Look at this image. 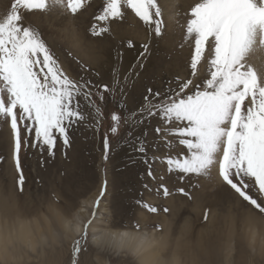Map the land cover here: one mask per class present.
I'll return each mask as SVG.
<instances>
[{"label":"snow or ice","instance_id":"obj_1","mask_svg":"<svg viewBox=\"0 0 264 264\" xmlns=\"http://www.w3.org/2000/svg\"><path fill=\"white\" fill-rule=\"evenodd\" d=\"M93 2L12 0L10 9L0 17V125L6 124L11 131L17 190L23 192L26 183L22 150L33 148L54 157L58 141L64 148L70 147V132L75 127L89 120L99 125L106 99L119 96V107L125 108L124 98L138 76L136 69L144 67L151 53L152 38L165 33L166 16L182 14L186 16L181 25L183 41L190 49L186 78H177L165 92L148 88L140 105L125 116L112 112L110 131L117 134L122 121L135 128L155 120L150 144L146 130L144 138L128 133L129 143L135 141L136 152L148 165L150 179H157L152 167L156 162L162 163L168 174L190 183L194 177L215 179L229 197L264 219V0H192L183 13L174 0H102L88 25L90 36L102 38L110 33L112 23L128 15L142 22L147 33L137 65L123 77L114 72L110 83L96 82L93 76L98 77V72L71 51L61 53L53 48L38 27L25 23L26 14L36 12L76 19ZM125 44L135 46L132 41ZM174 146L181 150L173 155ZM109 152L105 136L104 161ZM144 188L153 191L148 184ZM154 191L165 198L173 195L162 182ZM106 192L107 181L88 216L76 224L67 221L66 230L78 233L68 264H82L89 229ZM175 192L192 199L184 187ZM137 204L152 213L158 211L142 198ZM208 215L206 211L205 220ZM7 249L6 243L5 253Z\"/></svg>","mask_w":264,"mask_h":264},{"label":"rangeland","instance_id":"obj_2","mask_svg":"<svg viewBox=\"0 0 264 264\" xmlns=\"http://www.w3.org/2000/svg\"><path fill=\"white\" fill-rule=\"evenodd\" d=\"M174 2L179 5L177 10L183 13L192 0ZM11 3L12 0H0V17L10 9ZM101 4L102 0H94L92 7L76 19L56 13L36 12L26 14L25 23L38 27L53 48L61 53L65 50L71 51L80 62L98 72V77L93 76L96 82L110 83L114 72L123 77L137 65L139 54L142 52L140 42L142 38H147V33L142 22L134 15H128L125 20L112 23L110 33L102 38L90 36L88 25L93 13L98 11ZM166 21L168 26L163 36L153 37L151 40V54L158 53L162 60L159 59L152 66L136 69L138 76L128 88L124 98L125 108L119 107V96L106 99L103 105L104 118L98 126L92 122V136L88 140L92 139L87 141V146L79 147L66 158L73 165L66 163L60 172L53 173H50L51 170L47 167V186L43 175L47 152L41 155L37 149L26 148L21 152V167L26 183L23 192L17 190L9 146L11 131L6 124L0 125V233L5 245H8L7 253L0 251V264H68L74 239L60 236L54 230L51 226L50 211L61 212L62 217L70 218L71 214L84 205L83 202H90V207L87 208L90 212L91 205L105 181L107 192L101 199L97 218L89 232L100 234L126 231L144 235L154 242L146 251L160 247L159 244L164 240L165 246L154 253L153 264H170L177 254L175 258L178 264H264V219L248 212L238 201L229 197L218 181L194 177L190 183L175 174H168L160 162L152 165L157 179L152 180L147 176L148 165L144 163V157L136 152L135 141L129 143L128 133L144 138L143 133L146 130V141L150 144L155 136V120L135 128L122 121L117 134L110 131L112 112L125 116L142 102L143 95L139 97V104L128 111L130 88L140 82V69L152 72L143 85H154L153 91L165 92L169 84L177 78H186L190 49L184 44V29L181 27L186 23V16H166ZM127 41H132L135 45L128 48L135 58L129 67L123 68L114 52H119L121 44ZM89 54L92 55L91 58ZM61 58L68 62L65 56L62 55ZM104 75L106 80L102 78ZM105 136L110 142L107 161L103 160ZM58 143V146L62 145L59 141ZM68 148L70 150L72 146ZM174 148L173 155L181 150L179 146ZM148 155L151 158V150ZM65 172L74 175L65 179ZM161 176L164 177L163 181L159 179ZM52 181L60 182L52 188ZM63 182H66L68 187H64ZM161 182L173 191V195L165 198L154 191ZM11 183L12 189L8 188ZM145 184L153 191L145 190ZM180 187L191 192L192 199L175 192V189ZM20 197L24 199L21 200ZM141 198L147 204L157 207L158 211L152 213L139 206L137 200ZM69 205H73V208L67 210ZM165 207L169 209L168 212L163 211ZM23 209L29 210L30 214L24 215ZM206 211L209 213L207 220L204 219ZM137 224L139 228L134 226ZM20 226L29 233L28 241L15 239ZM48 226L54 230V236L48 235ZM211 229L220 231L217 250L197 257L193 247L197 245L198 240L208 238ZM89 234L87 251L81 257L82 264H139V255L100 249L99 246L92 248ZM40 235L43 236L42 240ZM179 248L181 251H177Z\"/></svg>","mask_w":264,"mask_h":264},{"label":"bare ground","instance_id":"obj_3","mask_svg":"<svg viewBox=\"0 0 264 264\" xmlns=\"http://www.w3.org/2000/svg\"><path fill=\"white\" fill-rule=\"evenodd\" d=\"M136 24V23H135ZM147 39V38H146ZM146 39L141 40L140 45H142ZM125 45V46H123ZM123 46V47H122ZM117 60L120 62V66L125 68V67H129V65H131L132 60L135 58V56L130 53L128 51V47L126 46L125 43L121 44V48H119V52L116 51L114 52ZM89 57L91 58L92 55L89 54ZM161 55L158 57V53H153L149 55L148 59L144 62V67L145 66H152L155 64L156 61H158L160 59V61L162 60ZM152 74V72H144L140 69V82H138L135 87L130 88V95L128 97V111H131L132 109H134L138 104H139V97H141L142 95H146L147 94V89L150 87L151 89L154 90V85L149 86L146 85L144 87L143 83L146 82V79L150 77V75ZM102 78L104 80L107 79V77L104 75L102 76ZM92 120H89L87 122L86 125H80L75 127L71 132H70V140H71V144L70 146H72V148L69 150V148H64L62 145L58 146L59 143H57V147H56V151H55V156L54 157H49L47 158L46 161V169L44 172V176H45V184L47 186V167L49 168L50 173H53L54 171L56 172H60L59 170L62 169L66 163H70L72 164V162H68L67 161V157L71 154L72 151L77 150L79 147L81 146H87L86 144L88 140V138H90L92 136V129H91V125H92ZM150 124V123H148ZM139 129V128H138ZM137 129V130H138ZM142 130V129H141ZM139 131V130H138ZM144 131V130H143ZM131 144V143H130ZM10 146V145H9ZM62 157V158H61ZM78 162V159H77ZM73 165V164H72ZM6 167V166H5ZM68 166H66L67 168ZM74 174L72 173H64L63 176L65 179H67L68 177H72ZM54 178H59L58 176H54ZM8 182V181H7ZM60 181H52L51 182V187H56V184H58ZM12 184V183H11ZM16 184V183H15ZM63 184L65 185L64 187H68V184L66 182H63ZM12 185H9L8 188L12 189ZM10 189V191H11ZM21 200L24 199L22 197H20ZM47 201V198H46ZM2 202V201H1ZM3 204V202L1 203V205ZM83 206L79 207L73 214H71V217H62L61 216V212H54V211H50V216L52 218L51 221V226H53L54 230L57 231L58 234H60V236H63L65 238H70V239H75V237L78 235V233L73 229L72 231H67L66 230V223L68 220H72L73 224L79 223L81 222L85 217L88 216V207H90V202H83ZM83 207H85L84 211H81V209H83ZM71 208H73V205H69L67 207V210H70ZM234 211L237 212L236 209H234ZM23 213L24 215L30 214L29 210L27 209H23ZM16 215V214H15ZM16 216H19L18 214ZM49 218V217H48ZM21 223V222H18ZM48 226L47 227V232L49 233V236H54V230L51 229L52 227ZM56 226V228H55ZM51 229V231H50ZM91 231V230H90ZM220 233V231H218ZM215 232L213 229H211V232L209 234L208 238H205L204 240H198L197 241V245H195V247H193V252H195L196 256H203V255H207L209 253L215 252L217 250V241L219 238V233ZM89 242L93 247L99 246L100 249H110V250H115V251H120V252H124V253H130V254H134L136 256H140L138 259V263L139 264H153L154 262V253L157 249L163 248L165 241L163 240L159 246L160 247H155L152 248L151 251H146L149 247H151L153 245V241L149 240L148 238L144 237V235H137V234H132L126 231L123 232H110V233H106V232H101L100 234H94L93 232H89ZM127 233L128 236H124L123 234ZM232 231L230 232V236H232L233 234H231ZM53 234V235H51ZM2 233H0V251L5 252L4 248H5V243L2 239ZM29 233L27 232V230L24 227H18V231L17 234L15 236L16 240H29ZM43 239V236L40 235V240ZM90 245V246H91ZM123 245V246H121ZM98 248V249H99ZM178 249V248H177ZM181 248H179V250L177 251H181ZM145 253V254H144ZM178 255V254H177ZM177 255H175L172 259V262L170 264H178L177 259L175 257H177ZM191 260H195V259H191Z\"/></svg>","mask_w":264,"mask_h":264}]
</instances>
